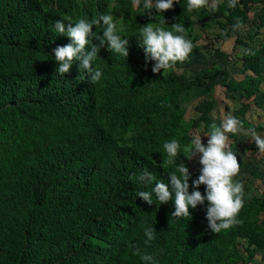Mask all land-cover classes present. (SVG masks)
<instances>
[{
  "label": "trees",
  "instance_id": "16d2710c",
  "mask_svg": "<svg viewBox=\"0 0 264 264\" xmlns=\"http://www.w3.org/2000/svg\"><path fill=\"white\" fill-rule=\"evenodd\" d=\"M113 1L127 29L117 34L128 44L131 40L129 55L122 59L105 45L93 62L102 72L93 84L87 72L78 70V61L62 76L56 71L54 49L72 41L58 34L54 24L69 17L72 23L98 18L104 0H0V264H144L132 245L153 255L155 264H219L221 259L222 264H248L254 252L264 250V232L254 233L264 218L263 197L244 203L237 217L242 223L215 234L205 218L207 201L190 208L189 219L172 218L173 200L159 204L153 195L148 205L136 195L151 191L158 181L168 183L177 163L186 166L183 152L176 163H166V156L161 164L148 149L172 139L182 120L181 94L214 82L220 69L213 61L190 81L175 71L177 65L154 74L155 62L145 64L135 33L163 17L166 30L183 25L195 52L199 36L192 33L194 23L213 20L219 29L227 26L220 34L225 40L228 32H236V19L245 25L248 10L264 6V0H239L234 8L224 0L215 9L192 12L186 10L187 0H174L162 14L155 8L134 9L127 0ZM103 27L94 25L93 32L102 36ZM234 44L244 47L241 67L251 75L229 81L225 89L249 96L260 78L264 40L257 48L238 38ZM100 94L107 102L97 107ZM212 106H197L199 117L189 127L208 133ZM134 122H146L136 138L141 142L118 143L115 134ZM189 138L182 136L180 145ZM199 170L200 165L190 172L189 193ZM144 171L152 173V184L132 178ZM204 188L198 190L204 194ZM151 226L156 238L145 245L144 229Z\"/></svg>",
  "mask_w": 264,
  "mask_h": 264
},
{
  "label": "clouds",
  "instance_id": "9594fccd",
  "mask_svg": "<svg viewBox=\"0 0 264 264\" xmlns=\"http://www.w3.org/2000/svg\"><path fill=\"white\" fill-rule=\"evenodd\" d=\"M179 3V0H175ZM239 0H229L228 7L234 8ZM219 0H211V7L215 9ZM174 0H132V6L136 9L150 10L155 8L156 12L162 14L173 8ZM210 5V0H187V11L192 12ZM161 16V15H157ZM102 25L103 34L97 35L93 32L94 25ZM164 19L159 24L148 23L139 30V40L144 50L145 64L154 61L151 71L155 73L167 72L173 69L177 63L188 60L193 50V43L184 35L186 29L180 23L173 24L171 30H166ZM233 31L242 27L240 18L233 24ZM55 31L60 35H67L72 43L65 46H57L54 49V58L58 62L57 72L62 76L68 73L75 62H79L78 70L89 74V82L96 83L101 79L102 72L93 67V62L98 58L102 48L123 58L129 55L128 40L122 39L117 34V24L111 14H100L92 20L79 19L72 23L71 17L68 22L56 20ZM92 39L98 44H93ZM87 46V47H86ZM250 54L251 50H244ZM211 130L205 133L208 137L205 145L201 140V133H195L183 154L191 160L199 156L200 174L192 179L193 191L189 193V180L191 173L184 163H177L175 171L168 174V183L158 181L151 191H139L136 195L146 204L152 205L153 195L159 204H167L173 200L175 210L171 213L172 218H190L189 209H195L198 205H204L207 201L206 220L208 228L212 233L219 234L236 226L242 221L237 217L244 207L243 182L234 179L240 174V163L237 155L232 151L229 134L243 135L254 141L259 153L264 154V137H261L254 128L245 129L242 121L234 116L226 115L219 126L213 123ZM163 148L167 154L166 163H176V158L181 152V145L176 139L165 142ZM187 153V154H185ZM142 184H152L154 177L148 171L142 172L138 177H132ZM130 178V179H132ZM170 185V187H169ZM204 185V194L198 189ZM174 193V197H173ZM146 237L145 245H150L155 240L153 226L144 229ZM133 255H137L144 264H155L153 255L132 245Z\"/></svg>",
  "mask_w": 264,
  "mask_h": 264
},
{
  "label": "rangeland",
  "instance_id": "374dc122",
  "mask_svg": "<svg viewBox=\"0 0 264 264\" xmlns=\"http://www.w3.org/2000/svg\"><path fill=\"white\" fill-rule=\"evenodd\" d=\"M104 2L106 3L104 14L113 15L117 24V32L127 30L125 29L126 26L123 24L122 15H119L114 9L116 5L114 1L104 0ZM127 4L134 8L132 6V0H127ZM139 10H142V8ZM258 17H261V20H259ZM194 24V34L197 33L196 35L199 36V41L197 43L201 47V52L191 55V57L188 58V60L184 63H177L175 71L179 73L181 72L188 79L193 80L201 74L205 67H208L210 61L215 60L223 68V71L228 70V72L230 71V73H232L231 71L235 70V67H233V59L236 58L238 51H233V48L230 46V44L226 43L220 48L217 43L211 42L209 40L212 38V35L218 32L215 24L211 23L209 29H206L207 31L204 30L203 32H201V30L199 31L197 23ZM240 33L243 35V37L249 40L250 44L254 43L256 45L258 42L264 40V8L262 10L254 9L251 11L248 17V22L245 26L241 27ZM135 34V36H137L138 32ZM130 45L131 40L127 45L128 51ZM205 49L209 52L205 51ZM121 58L123 59V57ZM262 65L263 74L256 83L254 97L252 103L248 104V109L247 107L241 108L238 104H236L238 102V98L235 96L238 94L231 96L224 93L220 82L222 79L228 78L229 75L226 73V71L219 77L221 79H219L220 81L216 80L214 83H207L203 87L192 88L193 94L188 101L186 100V95L190 94L191 92L181 94L180 107L182 120L181 123L175 128V133L172 136V139H176L178 142H180L182 141V136L184 135L189 138V135L193 136L195 133L201 132L200 129L190 128L189 126L193 120L199 117L200 111L197 110V106H199L201 103L207 104L208 102H213V106L209 111V116L218 126L221 124L226 115H231L242 121L243 127L245 129L254 128L261 137H264V59H262ZM235 77L238 76L236 75ZM106 102L107 99H105L102 94H100L97 107L100 106V104ZM100 122L103 123L104 120L101 119ZM145 125L146 122L143 124H137L134 122L125 129L119 130L118 133L115 134L117 142L139 144L141 141L136 138L141 133V128ZM232 136L233 135L229 134V139H231L230 137ZM190 138L187 140V142H185L184 145L181 146V153L184 152V147L188 144ZM204 138L205 139H203V136L201 135L202 142H206L208 139L206 135H204ZM172 139H170V141ZM235 144L236 146L238 144L239 146L243 147L247 146L250 150L248 152L247 150L244 151V153L241 155L242 158L245 159V162L243 161V164H240V166H242L239 174V177L243 180L244 201L247 202L252 197L258 196L264 198V187L261 185V183L264 181V154L259 153L257 146L255 145L254 141L251 140V138L244 136L240 142ZM163 145L164 144L160 145L156 149H148V155L152 157L155 163L159 162L164 164V157H166L167 154L163 148ZM198 158V155L191 160L186 158V167L189 168L190 172L195 171ZM261 232H264L263 217L258 219L254 229V233L256 235H260ZM241 246V241H236V247H238L239 250ZM263 253L264 250H257L254 252V257L252 256L253 258H250L248 264H264V261H262V263L259 261V258L261 255H263ZM219 264H222V259Z\"/></svg>",
  "mask_w": 264,
  "mask_h": 264
},
{
  "label": "crops",
  "instance_id": "0c3cea01",
  "mask_svg": "<svg viewBox=\"0 0 264 264\" xmlns=\"http://www.w3.org/2000/svg\"><path fill=\"white\" fill-rule=\"evenodd\" d=\"M222 1H224V0H219V3L218 4H220ZM228 3H229V1H228ZM211 7V0H210V5L208 6V7H204V8H201V9H199V10H206V11H208L209 10V8ZM264 8V6H255V7H252V8H250L249 10H248V13H247V16L249 17V14L251 13V11L252 10H254V9H256V10H262ZM258 19L259 20H261V17H258ZM219 22L220 23H222L223 22V19H220L219 20ZM211 23H213V24H215V27L217 28V33L216 34H214V35H212V38L211 39H209L211 42H215V43H217L218 44V46L221 48L224 44H230V46L233 48V51H235V50H237L238 51V53L236 54V58H234L233 59V62L235 63H233V67H235V70H232L231 72L232 73H230V71L228 72V70H225L226 71V73L230 76H228V78H225V79H222V81L220 82L221 83V86H222V88H223V90H224V93H226L227 95H231V96H233L234 94H238L237 96H235L236 98H238V102L236 103V102H234V103H236V104H238L241 108H246L247 107V109H248V104H251L252 103V100H253V97H254V91L256 90V89H254L252 92H251V95H249V96H247V95H245L242 91H231V92H227L226 91V89H225V86H226V84L229 82V81H233V82H238L239 80H246V79H248L249 78V76L251 75L249 72H247V71H243L242 70V67H241V61H240V58H241V54H242V51H243V49H244V47L241 45V44H234V40L236 39V38H238L239 40H241L242 42H244V44H246L248 47H253V48H257V46H258V44H259V42L255 45L254 43L252 44H250V42H249V40L247 39V38H245V37H243V35L240 33V30H238V31H236L235 33H231V32H228V37L225 39V40H221V38H220V34H221V32H226L227 31V29H228V27L227 26H225L223 29H219V27H218V25H217V23H216V21H213V20H206V21H204V22H202V23H197L198 24V27H199V31L201 30V32H203L204 30L205 31H207L208 29H209V27H210V25H211ZM247 24V23H246ZM245 24V25H246ZM245 25H243V26H245ZM193 27H194V25H193ZM193 27H192V33L194 34V29H193ZM207 29V30H206ZM241 29V28H240ZM197 34V33H196ZM195 34V35H196ZM199 41V39L197 40V42ZM197 44V46H198V50L197 51H195V52H192L190 55H189V58L191 57V55H193V54H198V53H200L201 52V47H200V45L198 44V43H196ZM205 51H207L206 49H205ZM213 51V50H212ZM207 52H209V51H207ZM262 59H264V55L260 58V69H261V72H260V76L263 74V72H262ZM216 62V64H217V66L219 67V69H220V74L218 75V77H217V81L220 79L219 77L221 76V75H223L224 73H225V71H223V68L217 63V61H215V60H212V61H210L209 62V65H208V67H205L203 70H202V72L205 70V69H207V68H209L210 67V64L212 63V62ZM189 62V61H188ZM201 72V73H202ZM180 74L186 79V80H191V79H188L183 73H181L180 72ZM201 75V74H200ZM200 75L198 76V77H196L195 79H197V78H199L200 77ZM237 75L238 77H235V76ZM195 79H193V80H195ZM215 80V81H216ZM221 80V79H220ZM219 80V81H220ZM214 81V82H215ZM214 82H212V83H214ZM207 84V82H205V84L203 85V86H205ZM202 86V87H203ZM192 88H196V87H192ZM192 88L189 90V91H187V92H185V93H190V94H188V95H186V100L188 101L189 100V98L191 97V95L193 94V90H192ZM181 105V104H180ZM181 108V107H180ZM208 114H209V112H208ZM214 123H215V121H214ZM216 124V123H215ZM217 125V124H216ZM218 126V125H217ZM252 126V125H251ZM196 129H200L201 130V135L203 136V139H205L204 138V134L205 133H203V131H202V128L200 127H198V128H196ZM188 137H191L192 138V136L191 135H189ZM244 136L243 135H240V134H237V135H233L232 137H230L231 139H229L230 140V145H231V149H232V151L237 155V160H238V162H240V164H243V161L245 162V159H243L242 158V154L244 153V151H246L247 150V152L248 151H250L249 150V147H247V146H245V147H243V146H239V144L236 146V144L235 143H238V142H240L241 141V139L243 138ZM191 138H190V140H191ZM190 142V141H189ZM189 142H188V144H189ZM235 142V143H234ZM204 144H206L207 143V141L206 142H203ZM188 144L184 147V148H186L187 146H188ZM236 146V147H235ZM234 148V149H233ZM252 152V151H251ZM185 154H187V153H185ZM183 157L185 158V156H184V154H183ZM185 160H186V158H185ZM198 161H199V158H198ZM197 161V164H196V168H195V170L197 169V167L199 166V162ZM186 164H187V160H186ZM242 166V165H241ZM241 166H240V170H241ZM254 175V174H253ZM234 179H236V180H240V181H243L242 180V178H240L239 177V175L237 176V177H235ZM264 184V181L261 183V185H263ZM263 187H264V185H263ZM259 197V196H258ZM248 202V201H247ZM254 257V256H253ZM252 257V258H253Z\"/></svg>",
  "mask_w": 264,
  "mask_h": 264
}]
</instances>
